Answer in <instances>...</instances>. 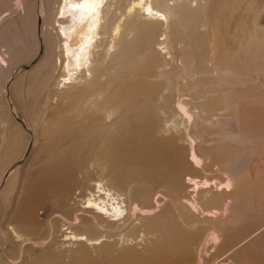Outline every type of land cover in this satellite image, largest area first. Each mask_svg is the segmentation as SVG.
<instances>
[{
	"label": "rangeland",
	"instance_id": "374dc122",
	"mask_svg": "<svg viewBox=\"0 0 264 264\" xmlns=\"http://www.w3.org/2000/svg\"><path fill=\"white\" fill-rule=\"evenodd\" d=\"M170 3L176 10H172L167 21L163 20L154 32H148L146 38L136 33L130 49L135 70L130 76L118 78L120 85L114 86L111 82V89L105 95L108 106H121L120 115L131 121L128 125L132 131L117 135L116 140H122L120 151L116 153V147L110 143L104 156L109 164V176L117 172L132 176L123 184L124 189L136 186L138 190H150L149 182L133 175L138 173L134 162L152 154L147 149H152L161 137L158 131L167 116L160 110L152 111L153 117L161 118L157 117L156 126L146 133L145 118L148 117L143 112L144 105L153 103L154 108L164 102L167 115L177 112L176 118L182 114L177 108L182 102L194 123L182 132L179 146L188 159L191 152L188 134L196 135L197 152L205 162L204 168L194 162L193 168L182 174V180L196 176L223 182L226 190L200 187L197 196L204 202L203 208L217 211V217L201 211L188 220L184 209L178 206L181 219L184 217L182 220L186 222L179 221L180 231L173 225L167 226L165 231L161 227L164 242L160 251L149 239L147 244L122 246L119 242L109 252H104L100 244L89 245V253L84 256L89 262H64L49 258V254L34 260L33 257L44 252L49 244L39 247L41 239L33 240L38 243L30 245L35 249L26 250L29 245L26 243L16 246L11 239L10 244H3V214L12 209V206L5 207L6 201L9 196L13 203L17 196L20 198V193L12 195L14 186L8 189V184L21 170L26 177L16 182V188L21 184L28 186L40 176L37 147L34 156L29 157L35 144V128L51 112L52 106L49 89L42 84L45 71L38 66L46 57V31L51 30L50 21L53 22L57 9L56 0H9L5 5L0 4V100L5 99L6 94L13 124L7 120L0 125V155L4 146L1 143L9 141L10 132H27L31 139L24 156L8 166L0 181V264H264V0H171ZM116 5L125 12L123 0H118ZM23 6L27 9L25 15ZM142 21L150 22L144 17ZM166 29L177 38L166 35ZM125 33L128 32L123 35ZM133 36L126 34L129 39ZM166 36L168 52L159 50L156 44ZM2 60L6 66L1 64ZM46 74H50L49 70ZM7 79V87H4ZM114 89L120 92L117 98L113 96ZM83 114L81 117L85 116ZM183 117L190 119L188 114ZM14 122L23 132L16 130ZM98 157L99 151L94 150L84 164L75 166L72 172L78 176L89 165L98 166ZM75 159L80 162L82 158ZM3 165L0 164V168ZM167 180L172 187L170 178ZM188 191L190 188L176 197H187ZM221 193L222 197L217 195ZM188 197L194 199L191 195ZM228 200L231 203H227ZM56 206L53 201L45 209L56 216ZM44 215L41 212L40 219H47ZM50 219L45 223L46 228L42 224L36 226L35 237L46 236L47 229L51 228ZM212 235L214 243L208 241ZM50 237L52 235L45 240Z\"/></svg>",
	"mask_w": 264,
	"mask_h": 264
},
{
	"label": "bare ground",
	"instance_id": "6f19581e",
	"mask_svg": "<svg viewBox=\"0 0 264 264\" xmlns=\"http://www.w3.org/2000/svg\"><path fill=\"white\" fill-rule=\"evenodd\" d=\"M8 1L0 0V4L5 5ZM123 1L124 13L116 5L118 0H56L57 9L53 22L50 21L52 28L46 31V57L38 66L42 71L50 72L49 75L44 72L41 79L49 89L48 103L52 107L51 112L41 119L42 123L37 122L35 144L29 157L34 156L38 148L36 158L40 162V176L28 186L21 184L17 188L16 182L26 177V173L21 170L16 179H11L8 189L14 186L12 195L20 193V198L17 196L13 203L9 201L12 199L9 196L5 207L12 206V209L4 212L1 226L4 245L10 244L11 239L16 246L29 244L25 248L27 250L35 249L32 246L38 243L33 240L41 239L39 247L49 243L44 252L33 257L34 260L49 254V258L56 257L64 262H89L84 258L89 253V245L95 247L100 244L104 252H109L119 242L122 246L147 244L148 239L160 251L164 242L161 227L165 231L167 226L173 225L178 231L182 230L179 221L183 224L184 217L181 219L178 206L184 209L188 220L201 211L217 217V211L203 208L204 202L197 196L200 195V187H215L220 192L226 190L222 187L223 182L196 176L182 180V174L188 168H193L194 162L201 164V168L205 167L202 156L197 152L196 135L191 137L188 134L191 139L188 159L184 158L179 146L182 132L194 123L182 102L177 107L182 114L176 118L177 112L171 111L167 115V104L164 102L154 108L153 103L144 105L143 112L148 117L145 118L146 133L156 126L157 117L161 118L159 115L153 117L152 111L160 110L162 115L167 116L158 131L161 137L154 142L152 149H147L152 154L148 158H137L134 162L138 166L135 168L138 173L133 175L149 182L151 189L138 190L140 188L136 186L131 190L124 189L123 184L132 176H123L122 172L109 176L105 152L109 150L110 143L116 147V153L119 152L122 140H116L117 135L129 134L132 129L128 125L131 121L120 115L121 106H108L105 95L111 89V82L114 86L120 85V78L134 72L130 49L133 48L136 33L146 38L148 32H154L163 20H168V15L174 12L172 10H176L171 6V0ZM22 10L25 15L27 9L23 6ZM142 17L150 22L142 21ZM124 32L128 33L123 35ZM164 33L177 38L167 29ZM126 34L134 36L129 39ZM166 39L167 36L156 43L159 50L167 49L164 52H168ZM150 46L152 48V44ZM1 64L7 65L4 60ZM7 82L8 79L4 87H7ZM114 92V98L120 96L119 91L114 89ZM76 108L85 116L81 117ZM9 109L10 103L5 94V99L0 100V125L7 120L13 124ZM183 114H188L190 119H184ZM37 123L34 122L35 125ZM14 126L16 130L21 129L16 122ZM18 134L10 132L9 141L1 143L4 146L0 164L4 165L0 168V181L8 166L24 156L31 139L27 132L19 134L20 137ZM165 146L172 149L167 150ZM94 150L99 151L98 166L89 165L75 176L72 169L81 167ZM79 156L82 159L77 162L75 158ZM169 178L172 187L168 186ZM189 188L188 195L193 196V200L188 195L181 199L176 197ZM217 195L223 196L222 193ZM215 199L216 196L212 200ZM53 201L57 204L56 216L45 209ZM227 203L231 202L228 200ZM41 212L47 219H40ZM49 219L51 228L47 229L46 236L35 237L36 226L42 224L45 227ZM157 220L160 223L156 224ZM50 235L52 237L45 240ZM214 235L208 241L214 243ZM200 260L203 261L202 255Z\"/></svg>",
	"mask_w": 264,
	"mask_h": 264
}]
</instances>
